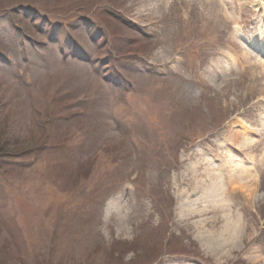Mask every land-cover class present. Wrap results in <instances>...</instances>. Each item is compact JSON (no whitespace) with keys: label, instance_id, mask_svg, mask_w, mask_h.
<instances>
[{"label":"rangeland","instance_id":"1","mask_svg":"<svg viewBox=\"0 0 264 264\" xmlns=\"http://www.w3.org/2000/svg\"><path fill=\"white\" fill-rule=\"evenodd\" d=\"M0 264H264V0H0Z\"/></svg>","mask_w":264,"mask_h":264},{"label":"bare ground","instance_id":"2","mask_svg":"<svg viewBox=\"0 0 264 264\" xmlns=\"http://www.w3.org/2000/svg\"><path fill=\"white\" fill-rule=\"evenodd\" d=\"M263 47V46H262ZM233 176H232V179H234L235 177H243V175H246L248 174V169L246 171H242V170H235L233 173ZM250 177V175L248 176ZM248 177H245V178H248Z\"/></svg>","mask_w":264,"mask_h":264}]
</instances>
